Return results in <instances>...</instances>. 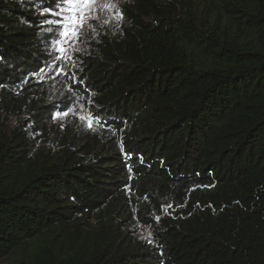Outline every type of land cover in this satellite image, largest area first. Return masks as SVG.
<instances>
[{
  "label": "trees",
  "instance_id": "trees-1",
  "mask_svg": "<svg viewBox=\"0 0 264 264\" xmlns=\"http://www.w3.org/2000/svg\"><path fill=\"white\" fill-rule=\"evenodd\" d=\"M114 2L0 0V264H264V0Z\"/></svg>",
  "mask_w": 264,
  "mask_h": 264
},
{
  "label": "snow or ice",
  "instance_id": "snow-or-ice-1",
  "mask_svg": "<svg viewBox=\"0 0 264 264\" xmlns=\"http://www.w3.org/2000/svg\"><path fill=\"white\" fill-rule=\"evenodd\" d=\"M55 2L56 8H44L41 14L46 13L55 17L54 19H45L44 23L51 26L50 31L54 36L58 33L59 37L65 41L69 36L75 40H79V31L85 26L86 22L98 19V17L91 15V9L95 6V0H55ZM112 7L113 5L110 3L104 4L105 10ZM62 13H67L68 15H62ZM104 23H108V21L105 20ZM91 30L94 31V29ZM56 44L60 46L61 39H57ZM59 50L65 51L62 46L59 47ZM60 71L62 72L63 70L60 69ZM68 114V112L56 113V116H67ZM80 118L84 119L83 117ZM89 126L91 127V121H89Z\"/></svg>",
  "mask_w": 264,
  "mask_h": 264
},
{
  "label": "rangeland",
  "instance_id": "rangeland-1",
  "mask_svg": "<svg viewBox=\"0 0 264 264\" xmlns=\"http://www.w3.org/2000/svg\"><path fill=\"white\" fill-rule=\"evenodd\" d=\"M110 3L114 5V0H95V6L91 9V15L93 17H98V19H93L90 22H86L85 26L79 31V40L73 39L71 36L67 37L66 41L61 38V45H56V50L58 51L55 56V61L62 64L65 63V70L72 69L74 63L72 57L75 52L83 47L86 40L89 39V35L93 33V30L97 28V23L101 22L107 15L111 16L113 14V7L111 9L105 10L104 4ZM62 15H68L67 13H62ZM55 17H53L54 19ZM63 47L65 51H60L59 47ZM54 61V62H55ZM63 69V68H61ZM137 235L144 239H150L151 236V226L140 224L139 228L136 230Z\"/></svg>",
  "mask_w": 264,
  "mask_h": 264
}]
</instances>
